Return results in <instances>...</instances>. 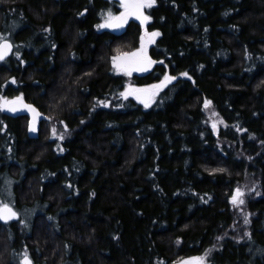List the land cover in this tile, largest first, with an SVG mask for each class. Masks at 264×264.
Here are the masks:
<instances>
[{
	"label": "trees",
	"instance_id": "16d2710c",
	"mask_svg": "<svg viewBox=\"0 0 264 264\" xmlns=\"http://www.w3.org/2000/svg\"><path fill=\"white\" fill-rule=\"evenodd\" d=\"M109 10L0 0V97L43 115L32 138L0 108V203L19 214L0 220V264H264V0H155L118 34L97 27ZM152 32L132 84L176 79L146 108L112 58Z\"/></svg>",
	"mask_w": 264,
	"mask_h": 264
},
{
	"label": "snow or ice",
	"instance_id": "6c2138e0",
	"mask_svg": "<svg viewBox=\"0 0 264 264\" xmlns=\"http://www.w3.org/2000/svg\"><path fill=\"white\" fill-rule=\"evenodd\" d=\"M121 7L124 9L119 15L113 14L110 10L104 17V22L100 25H97L98 28H122L127 22L129 17H135L140 20L141 23H146L151 19L150 16L144 14L143 9L151 8L155 3V0H120ZM160 35L159 32H152L147 34V43H154L155 38ZM13 45L11 42L0 36V61H3L5 57L12 51ZM113 64L117 69L123 71L126 75H131L133 71H146L148 66L155 63L152 61L150 57L147 55V44L145 43V37H141V47L132 53H124L121 56L113 57ZM182 75H187V73H183ZM176 77L165 75L164 79L159 84L150 85L147 88L139 89V88H131L127 89L125 92L121 93L125 99L128 96H135L137 100L144 104L147 108L150 106V103L153 101L154 97L158 95L159 91L166 87L168 83L172 80H175ZM23 98L16 97L13 100L9 101L5 97H0V108L7 107L10 111L15 112L17 110V105L22 104ZM101 103H104L101 101ZM211 104V101H205V108H207ZM23 107L28 108L34 113V120L39 115L36 109H34L31 105H23ZM214 115H218L215 114ZM215 127V123L213 125ZM32 131H35V125L31 127ZM56 134V130L53 129V135ZM63 139V136L60 137ZM223 171V170H221ZM232 202L234 205H242L244 204L243 200V192L240 189L236 190V194L232 197ZM19 214L13 209V207L7 203H0V220L8 221L13 218H18ZM245 223H248L247 219H245ZM209 253L205 254V257H196L194 260L196 264H206V256ZM23 264H32L31 259L25 255ZM185 264H190V262H185Z\"/></svg>",
	"mask_w": 264,
	"mask_h": 264
},
{
	"label": "rangeland",
	"instance_id": "374dc122",
	"mask_svg": "<svg viewBox=\"0 0 264 264\" xmlns=\"http://www.w3.org/2000/svg\"><path fill=\"white\" fill-rule=\"evenodd\" d=\"M154 5V4H153ZM146 9H148V8H146ZM121 12H123V11H119L118 13H116L115 15H119ZM108 13V12H107ZM107 13H105L104 14V17H105V15L107 14ZM114 14V13H113ZM104 22V18H103V20L100 22V24H102ZM148 22V21H147ZM146 22V23H147ZM99 24V25H100ZM143 25H144V23H143ZM126 27V26H125ZM125 27L123 28V30L125 29ZM100 30H110V31H112V32H114L113 30H112V28H99ZM148 34H150V33H148ZM145 43L147 44V50H148V48L150 47V45L152 44V43H150V44H148L147 43V34H146V36H145ZM141 47V46H140ZM140 49V48H139ZM136 51V50H135ZM135 51H133V52H135ZM125 53V52H124ZM124 53H122V54H118L117 56H121V55H123ZM128 53H132V52H128ZM112 65H113V68H114V71L116 72V73H119V74H122V75H124V76H126L127 77V79H128V84H126V87L124 88V90H123V92H125L127 89H129V87H131V88H139V89H143V88H147L148 86H150V85H154V84H159L160 82H157V83H153V84H149V85H145V86H139V85H134V84H132V82H131V78L133 77V75H135V74H140V72L141 71H133L132 73H131V75H126L123 71H120L119 69H117L116 67H115V65L113 64V62H112ZM163 89V88H162ZM161 89V90H162ZM160 90V91H161ZM159 91V92H160ZM120 97H122L123 99H125L123 96H121V94H120ZM128 98H133L137 103H139V101L134 97V96H128ZM155 98H156V96L154 97V99H153V101L150 103V106H152L153 105V103L155 102ZM149 106V107H150ZM148 108V107H147ZM212 114V116H213V119L211 120V125H212V128H216V129H218V131H219V128H221V126H223L222 125V122H221V120L217 117V116H214V114L213 113H211ZM214 123H215V127L213 126L214 125ZM240 189V191L241 192H243V200H244V198L245 197H249L250 196V193H252L253 191H254V186L250 183V182H246L241 188H239ZM233 203V202H232ZM240 206V205H239ZM240 208V207H239ZM185 262H190V261H183V262H181V263H179V264H185ZM192 262H190V264H191Z\"/></svg>",
	"mask_w": 264,
	"mask_h": 264
},
{
	"label": "water",
	"instance_id": "95a60500",
	"mask_svg": "<svg viewBox=\"0 0 264 264\" xmlns=\"http://www.w3.org/2000/svg\"><path fill=\"white\" fill-rule=\"evenodd\" d=\"M103 1H109V2H116V3H119V4H121L120 3V0H103ZM143 11H144V14H145V9H143ZM86 12L84 11V13L83 14H85ZM130 18H132V17H129V19ZM133 18H135L134 16H133ZM128 19V20H129ZM126 25V24H125ZM124 25V26H125ZM124 26L122 27V28H116V29H113L112 28V30L115 32V33H119V32H122V30H123V28H124ZM12 44V43H11ZM12 52H13V47H12V51L7 55V56H9V55H11L12 54ZM6 56V57H7ZM5 57V58H6ZM148 57H149V55H148ZM149 69H150V66H148V68H147V70L146 71H143V72H147V71H149ZM135 97V96H134ZM136 98V97H135ZM139 101V100H138ZM139 103H141L140 101H139ZM141 104H143V103H141ZM23 105H31L34 109H36L37 110V112L39 113V115L35 118V120H34V113L31 111V110H29L28 108H25V107H23ZM144 105V104H143ZM6 108V111L9 113V114H11V115H13V116H17V115H28L29 116V134H30V136L32 137V138H35L36 136H37V134H38V129H39V125H40V122L42 121V119H43V115H42V113L38 110V108H36L34 105H32V104H28V103H26L24 100L22 101V104H18L17 105V110L15 111V112H13V111H10L7 107H5ZM33 124L35 125V131H32L31 130V127L33 126ZM23 262H24V258H23V260H22V264H23Z\"/></svg>",
	"mask_w": 264,
	"mask_h": 264
},
{
	"label": "flooded vegetation",
	"instance_id": "af4514ba",
	"mask_svg": "<svg viewBox=\"0 0 264 264\" xmlns=\"http://www.w3.org/2000/svg\"><path fill=\"white\" fill-rule=\"evenodd\" d=\"M121 11H124V9H123L122 7H121ZM145 12H146V8H145ZM131 21H137V20H136L135 18H130L129 21H128V23L131 22ZM138 22H139V21H138ZM137 50H138V49H137ZM147 55H149L148 52H147ZM153 66H154V65L151 64L149 70L153 69ZM140 73H142V72H140Z\"/></svg>",
	"mask_w": 264,
	"mask_h": 264
},
{
	"label": "bare ground",
	"instance_id": "6f19581e",
	"mask_svg": "<svg viewBox=\"0 0 264 264\" xmlns=\"http://www.w3.org/2000/svg\"><path fill=\"white\" fill-rule=\"evenodd\" d=\"M143 72V71H142Z\"/></svg>",
	"mask_w": 264,
	"mask_h": 264
}]
</instances>
